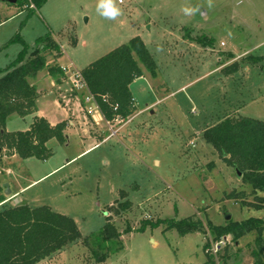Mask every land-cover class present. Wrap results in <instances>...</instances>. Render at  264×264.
Masks as SVG:
<instances>
[{"label": "rangeland", "instance_id": "obj_1", "mask_svg": "<svg viewBox=\"0 0 264 264\" xmlns=\"http://www.w3.org/2000/svg\"><path fill=\"white\" fill-rule=\"evenodd\" d=\"M30 3L0 0V69L23 48L11 42L17 34L33 45L51 30L49 14L61 26L57 34L71 30L63 43L76 68L139 35L157 70H146L131 85L136 110L112 121L118 134L106 141L108 126L95 127L84 106L71 100L69 107L76 103L94 125L98 146L84 152L88 143L73 131L67 143L48 142L52 154L46 159L12 158L4 172L10 189H22L19 198L32 207L48 205L74 218L83 236L104 226L106 211L121 232L161 222L124 234L125 247L102 264H205L207 243L213 253L208 264H252L255 233L235 243L231 234L217 239L213 227L264 218V193L237 177L204 131L226 116L264 121V0H212L211 7L207 0H117L122 15L116 20L97 14V0H50L40 9ZM60 49L59 56L49 55L51 64L63 55ZM17 115L8 121L9 132L26 126ZM127 199L132 208L117 214ZM188 217L203 227L186 235L165 230L168 219ZM67 247L55 264H99L82 240Z\"/></svg>", "mask_w": 264, "mask_h": 264}, {"label": "trees", "instance_id": "obj_2", "mask_svg": "<svg viewBox=\"0 0 264 264\" xmlns=\"http://www.w3.org/2000/svg\"><path fill=\"white\" fill-rule=\"evenodd\" d=\"M30 1L35 6L29 7L31 9H40L47 2ZM51 30L38 37L33 45L17 34L11 42L18 41L23 48L7 67L0 69V204L9 197L4 172L14 158L13 154L21 159H46L52 154L47 145L51 139L55 138L61 144L67 142L68 121L52 125L45 117L36 116L27 130L9 132L6 128L13 114L25 117L36 111L38 91L34 80L39 72L47 70L57 81L65 78L59 61L51 64L48 58L53 52L59 56L61 50L56 40L60 33ZM71 42L75 43L76 40ZM145 70L155 73L157 63L143 39L136 35L90 63L82 72L103 115L107 120H114L127 119L136 110L130 85L144 76ZM204 137L227 164L239 169L244 184L249 185L253 192L264 193V121L226 116L208 127ZM119 206L117 214L121 210H130L133 204L127 199ZM106 220L98 232L83 236L74 218L56 212L48 205L32 207L26 202L16 203L12 200L0 207V264H38L79 240L90 250L96 262L102 264L111 254L124 247V234L161 224L143 222L138 229L128 225L121 232L108 211ZM168 222L165 230L175 228L181 235L199 231L203 227L202 220L194 217L168 219ZM213 228L217 239L231 234L235 243H239L245 235L255 233L252 264H264V218L250 216L241 221L229 220L227 225ZM204 251L207 263L212 262L213 253L210 252L209 243Z\"/></svg>", "mask_w": 264, "mask_h": 264}, {"label": "crops", "instance_id": "obj_3", "mask_svg": "<svg viewBox=\"0 0 264 264\" xmlns=\"http://www.w3.org/2000/svg\"><path fill=\"white\" fill-rule=\"evenodd\" d=\"M49 1L50 0H47V2L44 5H46ZM44 5L42 6V8H44ZM52 19H53V17L49 16V14H48V17L46 18L48 26L54 31H56V29L59 30L61 28V26H59V27H56V25L54 26V24H53L54 22ZM68 21H70V20H68ZM70 32H71V30H69V28L67 26V28L65 30H62V33H60V35L56 37V40L59 43V45L61 46L62 51H63V55L61 56V58L59 60H57V61H59L60 64H70L71 63L74 65L73 60L65 52L64 43H63L66 39L67 40L69 39L67 34H69ZM73 39H75V35L73 36ZM138 79L139 78H137L136 80H138ZM65 80L66 79L64 78L60 81H57L53 76L49 75L47 70H43V71L39 72L37 78L34 80V84L36 85L37 91H38L37 109L35 112L27 115L26 117L20 116L22 118V120L24 121L26 126H25V128H22L19 130L29 129L36 116L45 117L52 125H56L62 121H68L69 127L67 128V131H66V134L68 137L67 142L70 139V134H72V132L74 131L75 133L78 134V136H80V140L82 142L88 143V147L84 150V152H87V151L92 150L93 148L98 146L97 144H99L98 140H97V136L94 135V130H93L94 125H95V127L102 128V127L108 126V124L106 123V121L103 119V117L101 115L97 114V115L93 116L91 119L92 122L94 123V125L92 126L87 121L85 115H84V119H83V115L80 112V109L78 108V106H76V103H73L72 107L65 106V103L63 102V100L65 97H67L71 94L70 85L65 90V82L67 81V80L66 81ZM136 80H134L133 83ZM131 85H130V89H131ZM131 92H132V90H131ZM161 101H162V98L156 100L152 104L148 103L147 107L149 108L151 106H154L155 104L160 103ZM135 102H136V99H135ZM15 115H17V114H14L13 116H15ZM13 116H11V117H13ZM17 116H19V115H17ZM10 118H9V120H10ZM8 121H7L6 128L8 131H12L8 127ZM84 152H82V153H84ZM13 157H14L13 159L15 162H19L22 160L17 154H13ZM69 161H71V160H68L67 162H69ZM65 164H67V163H65ZM8 173L11 174V176L13 175L11 170H8ZM9 187H10V184H9ZM20 191H22V189H20L19 191L16 190L15 192L11 189V194H9L8 195L9 197L3 203L0 204V207H2L4 204L10 203L12 200L15 201V199H18L19 202H26V201H22L19 198L18 194L20 193ZM0 194H1V192H0ZM26 203L29 204L28 202H26ZM29 205L32 206L31 204H29ZM122 237H126V235H123ZM124 247H125V241H124ZM67 248H69V247H65L61 251L53 254L51 257L40 261L38 264H55L60 259V257H62L66 253ZM205 264H208L207 260H206Z\"/></svg>", "mask_w": 264, "mask_h": 264}, {"label": "built area", "instance_id": "obj_4", "mask_svg": "<svg viewBox=\"0 0 264 264\" xmlns=\"http://www.w3.org/2000/svg\"><path fill=\"white\" fill-rule=\"evenodd\" d=\"M29 7L35 8L34 4H30ZM62 71L64 72L65 79L68 80L70 85V92L71 94L64 98L63 102L65 106L70 105V101L73 100L77 102L78 106L82 109L83 106L85 108V112L93 117L95 115H101L103 119L108 124V129L110 131L109 135L102 139V141H106L109 138L118 134V129H114V125H112V121L122 120L120 118H116L114 120H107L102 113L101 107L95 97V95L90 91L89 86L85 80L83 72L81 69L76 68L73 64H60ZM74 95V96H73ZM84 102L82 100V97ZM106 99V98H105ZM72 101V102H73ZM85 103V104H84ZM131 120V119H129ZM98 145V144H97ZM217 246V250L219 249Z\"/></svg>", "mask_w": 264, "mask_h": 264}, {"label": "clouds", "instance_id": "obj_5", "mask_svg": "<svg viewBox=\"0 0 264 264\" xmlns=\"http://www.w3.org/2000/svg\"><path fill=\"white\" fill-rule=\"evenodd\" d=\"M208 6H212V0H207ZM186 13H190L191 9L185 8ZM96 12L101 17L108 20H116L122 15V10L117 4V0H97Z\"/></svg>", "mask_w": 264, "mask_h": 264}, {"label": "water", "instance_id": "obj_6", "mask_svg": "<svg viewBox=\"0 0 264 264\" xmlns=\"http://www.w3.org/2000/svg\"><path fill=\"white\" fill-rule=\"evenodd\" d=\"M10 2H16V0H9ZM236 174H237V177H241L242 176V173L239 171V169H237L236 168ZM5 186H6V193L9 195V194H11V189H10V187H9V184L8 183H6L5 184ZM15 202L16 203H19V200L18 199H15ZM231 218V214H227L226 215V219L227 220H229Z\"/></svg>", "mask_w": 264, "mask_h": 264}]
</instances>
